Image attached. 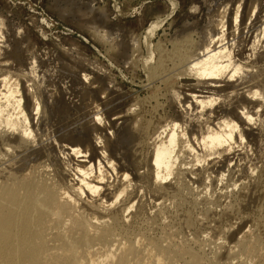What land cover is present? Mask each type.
<instances>
[{
	"label": "bare ground",
	"instance_id": "1",
	"mask_svg": "<svg viewBox=\"0 0 264 264\" xmlns=\"http://www.w3.org/2000/svg\"><path fill=\"white\" fill-rule=\"evenodd\" d=\"M250 10L255 15L258 6ZM242 13L240 2L233 9L223 6L199 40L185 25L170 38L172 50L159 40L149 76L161 82L129 106L115 95L112 82L97 86L83 68H65L74 79L68 78L70 88L39 75L36 57L26 71L10 54L0 24V264H264V166L253 181L234 190L244 178L238 177L218 195L198 197L191 185L207 161L213 165L233 152L234 143L264 133L252 127L262 114L264 78L233 60L231 47L243 39L227 38L230 19L238 22ZM260 31L264 26L254 32ZM136 46L131 45L134 51ZM13 50L22 53L21 46ZM188 79L195 83L185 84ZM183 88L192 93H182ZM69 90L80 98L78 105L68 100ZM166 93L168 107L197 110L192 122L184 108L185 114L168 119L161 101ZM218 98L224 114L216 115L215 124L210 120ZM82 105L93 111L65 130L64 118ZM53 133L57 136L49 137ZM211 156H216L212 162ZM248 166L237 168L246 179L259 165L252 164V172ZM233 167L232 177L239 172ZM224 176L212 177L210 185ZM140 189L151 195L150 202L162 203L145 211ZM200 204L195 215L193 207ZM214 206L223 209L218 213ZM145 213L148 227L134 225ZM207 240L211 252L204 248Z\"/></svg>",
	"mask_w": 264,
	"mask_h": 264
},
{
	"label": "rangeland",
	"instance_id": "2",
	"mask_svg": "<svg viewBox=\"0 0 264 264\" xmlns=\"http://www.w3.org/2000/svg\"><path fill=\"white\" fill-rule=\"evenodd\" d=\"M239 2L243 4V13L238 22H235L234 19H230V23L228 21L229 35L227 38L229 40L231 39V41L232 39L243 40L237 42L238 44L235 43L236 47L235 44L232 45V57L235 62L244 67V70L247 68L248 70H246L252 71L255 76L264 78V58L261 57L262 55L264 57V42H261L262 38L260 39V35L263 37L264 33L260 31V34H256V32L264 26V23L262 24V21L264 20V0H0V24L3 26L5 32L3 40H6V44H9L8 48L11 50L10 54L13 53L18 56L16 59L19 62L18 64H20L26 71L30 69L29 63L31 62V59L36 57L39 59L36 66L39 70H36L39 75L46 74L51 78V81L57 85H63L64 88H68L69 86L70 88L72 83H74V79L71 80L67 71L72 66L80 71L83 68L84 70H82L84 72H91V76H94L93 79H95V84L97 86L107 87L109 85L113 86L114 84V87L118 89H116L115 95H122L120 100L123 102L124 99L127 102L124 104L127 106L134 100L137 101L138 99H142V97L144 98L145 96H148L152 90L151 86H159L161 82L153 77L150 78L149 76V66H152V62L153 65H155V60H157L156 57H158V52L155 50L156 47L154 48V46H156L159 40H161L160 42L164 43L163 45L166 46L165 48L169 50L172 46V43H170L172 35H174L176 30H181L182 27L185 28L186 26L190 27L189 29H191V31L194 28V33L192 31V34L197 40H199L202 33L208 28H211L215 23L217 10H220V8L227 4L230 9H233L238 6ZM253 5L258 6L255 15L254 13L251 15L250 9ZM156 24L158 27L154 28L153 33L150 34V29L157 26ZM235 26L239 28L237 29ZM104 32L107 33L108 36H106V41L101 37ZM255 35H258L259 38L258 36L255 37ZM16 39L18 43L15 41ZM255 41L257 43L256 45ZM119 42H121V45ZM131 45H137L135 51ZM17 46H21L20 52L22 53L14 52L13 49ZM150 48H152V50ZM170 50H172V48ZM155 51L157 53H155ZM150 57H152V59H149ZM147 63L150 64L148 65ZM65 68H68V70H65ZM68 78L72 83L69 82L70 80ZM96 79L103 82H100V84L99 80L96 82ZM110 82H112V84H109ZM189 82L195 83V80L188 79V81H185V84L188 85ZM150 88L151 90H149ZM118 91L120 92L119 94ZM191 91L190 88H185V90L183 88L181 92H187L184 94H188L192 93ZM112 92L115 93V90ZM115 95L114 98L110 96V99L113 98L114 100L116 97L118 98V96ZM68 100L73 101L72 104L78 105L80 103V98L75 95L73 96L70 90L68 93ZM218 100L219 101L216 105L218 108L216 107L215 113L213 114L215 116H212L211 120L209 118L210 121H215V124L218 122L217 116L220 117L224 114L221 109L224 107L223 104H221L222 99L218 98ZM161 101L166 102V116L168 117V115H170V118L168 117L170 120L172 116V120L175 118L174 116H176L177 112L185 114V112L183 113V108L185 111L190 109V113L188 112L190 117H188V113L186 116L188 121L192 122L196 116L195 111L197 112V110L193 107L188 109L180 107V105L176 103L177 105L175 108V103L174 105L170 103L169 108L167 106L169 104L167 93L166 96H163ZM115 102L117 101L115 100ZM122 102L121 104H123ZM262 105L263 106L260 110L263 114L264 102ZM92 111L93 110L89 108L85 109L84 105H82L80 110H72L64 118V123L62 124L63 128L65 130L72 129L75 123H78ZM262 114L261 117L259 115V118H255V120H257L254 122L255 124H252L254 129L257 128V130H259V134H262L264 129V114ZM203 118L205 117L203 116L202 119ZM195 120H197V117ZM53 134L52 136L51 134L48 136L53 137L56 135L55 133ZM249 137L250 136L244 139L243 142L234 143L232 149L233 152L231 151L232 153L230 152V154L224 158L225 161L223 158H221L222 160L219 158L220 162L217 161L216 163V161H214L215 164L213 163V165L207 161V163L204 164L205 169L192 176L191 185L195 188L194 191L196 190V193L193 191L194 195L198 194L196 195L198 197L205 196L208 193L210 195H218L221 191L223 192L226 190V185H229V183L232 184V182L235 181V179L237 180L238 177H240V179L244 178L243 181L241 179L236 182L237 186L234 190L240 188L243 182L249 183L253 181L252 177L259 174L260 170L258 171V169H261L259 167L264 166V149L262 147L264 146V133L261 138L253 136L252 139V136ZM248 139H251V141ZM254 141L257 142L253 143ZM251 144L253 146L255 145V147ZM245 154L247 155L245 156ZM214 157H209V161L211 159L214 160ZM253 161L255 163H253ZM250 162L259 165L258 168H256L257 172L256 169H254L253 172L250 171V168L253 167ZM240 164L243 165L241 168H239ZM233 166H235L236 172L242 168H245L246 170L245 166H248L247 171L252 173L246 179L239 170V172L232 177V174L230 173L231 169L232 171L234 169ZM221 174L225 175L224 180L220 183L218 182L210 185L211 178L215 176L219 177ZM237 174H239V176ZM252 174L255 175L253 176ZM228 177L230 179H228ZM262 178L264 179V177ZM262 185L264 189V181H262ZM140 192L141 194L139 195L142 197L141 200L144 201L145 199L143 203H147L146 205L144 204V210L151 206L152 208L149 210L154 211L156 206L154 208L153 205L160 204L163 201H157L158 203L150 202L153 200L151 195L147 193L143 196L142 194L144 193L142 189H140L139 193ZM199 193L201 194L200 196ZM232 197L226 198V201L230 199L232 201L234 199V197ZM148 205L149 207H147ZM201 207L202 204L194 206V209L192 208L195 215L199 214ZM213 209H215V212L220 213L223 208L222 206H214ZM145 215L147 214L145 213L144 216L136 219L134 225L136 223V226L138 227L147 228L148 226L146 227L145 224L146 219L143 218ZM143 220L145 223H143ZM241 229L242 228L237 229L236 232L230 236L231 238L228 241L229 246L233 245L236 235L241 232ZM159 231H161L160 225L155 233L160 234ZM203 235L204 234L199 237L201 240L204 239ZM207 241L208 242L204 245L206 247L204 248L207 252H211L213 246L209 242L210 240ZM218 259L221 263L225 261L223 255H218Z\"/></svg>",
	"mask_w": 264,
	"mask_h": 264
}]
</instances>
